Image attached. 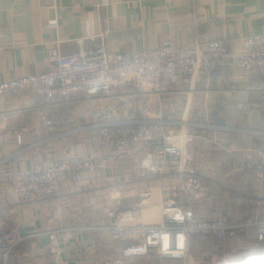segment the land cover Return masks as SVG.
<instances>
[{"label": "crops", "instance_id": "1", "mask_svg": "<svg viewBox=\"0 0 264 264\" xmlns=\"http://www.w3.org/2000/svg\"><path fill=\"white\" fill-rule=\"evenodd\" d=\"M53 19L56 30L47 26ZM105 29L108 53L213 40L237 53L243 37L264 34V0H0V83L48 71L53 66L47 51L53 42H60L62 54L74 52L78 40L90 49L99 39L89 38ZM220 74L227 76L226 83L217 79ZM248 83L264 85V71L245 76L220 68L203 75L194 89L182 84L162 98L165 117L200 125L191 128L194 138L187 147L193 173L206 187L205 196L191 207L197 218L264 222V180L235 172L240 161L252 160L256 150L264 149V110L246 113L237 108L242 101H264V90L245 91ZM36 100L29 93L0 98V161H5L0 166V224L11 237L22 238L9 264H101L122 248L100 229L114 223L109 213L117 219L130 215L132 220L125 221L129 224L156 225L163 203L186 204L176 170L149 172L142 167L144 152L139 148L127 153L99 150L83 135L31 148L39 141ZM99 105L115 119L137 116L134 108L112 100ZM75 112L74 126L90 121L80 107ZM73 157L92 160L96 170L80 183L68 181L56 196L15 201L9 172L29 171L36 164L53 166ZM59 229L72 231L56 259L47 233ZM255 236L254 227L238 230L229 242L240 249ZM197 245L194 240L190 248ZM261 249L264 252V245ZM129 264L175 261L150 255L132 258Z\"/></svg>", "mask_w": 264, "mask_h": 264}, {"label": "built area", "instance_id": "2", "mask_svg": "<svg viewBox=\"0 0 264 264\" xmlns=\"http://www.w3.org/2000/svg\"><path fill=\"white\" fill-rule=\"evenodd\" d=\"M48 28L56 30L55 19ZM109 31L90 37L93 48L76 41V50L62 54L60 42H53L47 51V61L53 67L48 71L19 77L0 83V98L29 93L36 97L39 141L31 148L52 139L83 135L89 144L99 150L108 149L127 153L134 149L144 152L142 167L162 175L175 169L186 204L167 201L161 206V221L156 225H136L130 215L117 219L103 229L110 239L122 244L117 256L101 264H129L132 258L155 255L162 260H178L183 264L193 239L198 244L209 240L226 244L233 233L254 227V250L264 245V222H238L230 224L226 217L205 220L195 217L192 204L205 196L206 187L193 173L191 155L187 152L194 136L191 128L200 127L186 121L165 117L161 108L164 96L186 84L188 90L217 69L230 68L245 76L264 71V34L243 37L241 50H227L221 40L193 42L179 47L164 45L130 53H108L105 39ZM217 79L227 82V76ZM264 85L246 84V92H261ZM112 100L126 109L134 108L136 118L115 119L101 108L99 102ZM80 107L90 119L74 126L75 108ZM240 111L249 113L264 110V101H242ZM21 142L20 135L16 136ZM5 161H0V166ZM97 165L90 159L73 157L53 166L36 164L29 171H11L8 179L17 202L33 203L58 195L68 181L80 183ZM235 172L241 177L252 176L264 180V149L256 150L254 159L240 161ZM72 229H59L47 233L55 258L60 256L59 246L67 241ZM22 238L8 235L0 224V264H9Z\"/></svg>", "mask_w": 264, "mask_h": 264}, {"label": "rangeland", "instance_id": "3", "mask_svg": "<svg viewBox=\"0 0 264 264\" xmlns=\"http://www.w3.org/2000/svg\"><path fill=\"white\" fill-rule=\"evenodd\" d=\"M246 245L237 249L236 246H232L231 242L226 244L210 242L209 244H199L195 248H190L185 258V262L191 264H231L239 263L247 255L256 253L254 250V241L246 240ZM262 248V247H261ZM262 250V249H261ZM260 250V251H261ZM252 251V253H250ZM175 264H183L184 262L178 260ZM167 263V262H166ZM169 263V262H168Z\"/></svg>", "mask_w": 264, "mask_h": 264}, {"label": "trees", "instance_id": "4", "mask_svg": "<svg viewBox=\"0 0 264 264\" xmlns=\"http://www.w3.org/2000/svg\"><path fill=\"white\" fill-rule=\"evenodd\" d=\"M194 240L195 239L191 241V244L194 243ZM231 264H264V252L258 251L254 254L245 256L239 263Z\"/></svg>", "mask_w": 264, "mask_h": 264}]
</instances>
